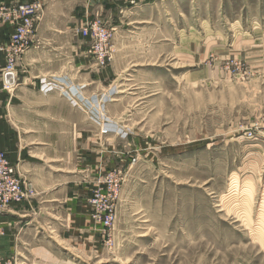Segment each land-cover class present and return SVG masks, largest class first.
I'll list each match as a JSON object with an SVG mask.
<instances>
[{"label": "rangeland", "instance_id": "1", "mask_svg": "<svg viewBox=\"0 0 264 264\" xmlns=\"http://www.w3.org/2000/svg\"><path fill=\"white\" fill-rule=\"evenodd\" d=\"M90 11L79 32L92 22L112 34L109 97L68 87L118 138L89 196L116 188V219L105 236L88 203L102 250L69 263L264 264V0H95Z\"/></svg>", "mask_w": 264, "mask_h": 264}, {"label": "crops", "instance_id": "2", "mask_svg": "<svg viewBox=\"0 0 264 264\" xmlns=\"http://www.w3.org/2000/svg\"><path fill=\"white\" fill-rule=\"evenodd\" d=\"M94 1H43L34 44L17 61V85L11 91L2 85L6 61L0 51V151L35 191L31 201L9 207L0 217V254L17 264H71L102 250L88 198L112 161L117 136L101 134L100 126L73 106L74 89L68 87H82L78 97L92 96L98 103L109 97L106 80L113 66L98 68L88 38L79 32ZM11 33L10 26L1 28L0 46ZM56 80L64 94L52 92Z\"/></svg>", "mask_w": 264, "mask_h": 264}, {"label": "built area", "instance_id": "3", "mask_svg": "<svg viewBox=\"0 0 264 264\" xmlns=\"http://www.w3.org/2000/svg\"><path fill=\"white\" fill-rule=\"evenodd\" d=\"M43 1L28 0L15 5L0 1V30L5 25L12 28L7 44L4 47L0 46V51L5 52L6 64L1 72V81L6 91L13 90L17 85V61L34 44ZM80 34L90 42L89 54L95 65L98 68H105L112 58L109 44L111 31L103 28L101 24L89 22L81 28ZM34 196L32 186L21 178L7 155L0 151V217L9 207L29 202ZM116 196V188L107 192L99 188L88 200L93 220L102 227L104 235L108 233V237L116 219L114 205ZM2 234L3 228L0 224V236ZM0 264H17V260L6 259L0 254Z\"/></svg>", "mask_w": 264, "mask_h": 264}]
</instances>
